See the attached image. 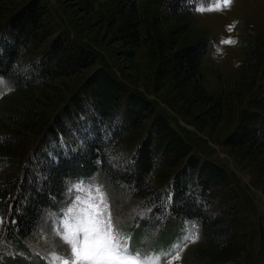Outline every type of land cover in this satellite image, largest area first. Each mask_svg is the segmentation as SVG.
Listing matches in <instances>:
<instances>
[{
	"label": "trees",
	"instance_id": "1",
	"mask_svg": "<svg viewBox=\"0 0 264 264\" xmlns=\"http://www.w3.org/2000/svg\"><path fill=\"white\" fill-rule=\"evenodd\" d=\"M157 4L158 14L149 15V7L138 8L136 0H117L118 18L111 20L113 38L126 58L132 59L133 50L144 45L155 92L161 91L160 101L170 108L182 107L188 115L193 110L221 122L222 111L233 104L227 119L230 128L220 144L245 157L259 155L264 164V47L247 43L236 75L218 91L208 90L199 66L210 42L194 28L195 4L187 0ZM43 15L37 0H27L0 26V78L20 95L11 110L7 105L0 108L4 111L0 112V204L7 211L4 239L26 250L25 241L39 229L45 212L55 210L64 199L68 184L98 175L149 208L151 219L142 222L150 229L166 222L179 228L184 221L195 222L200 242L190 249L187 264H240L253 236L245 241L236 215L240 205L232 202L236 196L227 201L226 169L202 156V149L185 132L179 134L157 101L126 88L103 66L94 68L69 96L70 105L64 104L59 115L37 128L39 140L24 156L21 175L11 172L22 144L16 142L20 132L10 130L19 129L32 108L33 83L87 69L96 59L91 47L58 33L38 57L28 56L34 42L51 35L41 24ZM133 131L138 136L132 149L116 157V139ZM161 164H176L164 188L150 180ZM256 231L258 244L264 247L263 229Z\"/></svg>",
	"mask_w": 264,
	"mask_h": 264
},
{
	"label": "rangeland",
	"instance_id": "2",
	"mask_svg": "<svg viewBox=\"0 0 264 264\" xmlns=\"http://www.w3.org/2000/svg\"><path fill=\"white\" fill-rule=\"evenodd\" d=\"M26 1L0 0V26H3L5 18L12 10ZM37 1L44 9L41 24L44 30L51 32V35L43 41L34 42L32 48L27 51L28 56L38 57L49 40L58 33L73 42L78 41L91 47L96 59L93 66L87 69L79 68L60 77L39 79L33 83L34 86L30 93L33 98L32 108L23 117L22 126L19 129L12 127L13 130H10L20 132L16 142L22 144L21 153L12 156L16 163L10 166L11 172L17 176L21 175L24 156L37 145L39 140L40 129L37 128L50 123L54 115H59L64 104L70 105L67 103L69 96L77 92L78 86L94 68L103 66L112 72L126 88L136 90L157 101L179 134L185 132L202 149L201 155H208V158L215 159L226 169L230 189L224 188L223 191L227 194V201H230L233 195L236 196V200H231L240 205L236 215L238 224H242V227H239L246 236L245 241L251 234L253 236L251 246L247 248L249 253L239 258L238 263L264 264V247L258 244L260 239L258 240L259 236L256 231L259 227L264 232V189L262 186L264 164L259 155L245 157L240 151L228 149L227 146L220 144V137L228 127L230 128L231 121L227 119L231 117L232 112L229 111L233 110L234 105L226 106L230 110L222 111L220 118L222 120L219 122V120L213 121L209 117L194 113L193 110L188 115L182 107L173 109L161 102L158 97L161 91L155 92L152 84L150 65L145 55L144 45L140 43L133 50V58L128 60L120 42L113 38L115 25H111V20L118 18L115 12L117 0ZM136 1L138 8L142 5L149 7V15H152L151 13L155 10L159 11L157 9L159 0ZM194 4L195 8L207 7L208 0H204L203 5L199 0ZM157 12L155 14H158ZM195 18V30L204 33L210 42L208 52L200 62L199 71L204 79L205 87L208 90L218 91L236 75L238 63L247 51V43L252 42L264 47V0H231V5L220 11L203 13L195 11ZM225 40H234L236 43L234 45L221 43ZM0 81H2L0 83V108L5 109L4 106L7 105L11 110L14 105H18L20 95L14 93L3 79L0 78ZM25 96L27 98L29 95ZM243 105L244 102L241 103V106ZM0 112L4 113L1 109ZM224 124L226 126H223ZM137 132L133 131L116 139L114 146L116 157L123 156L132 149L134 140L138 136ZM175 166L176 164L173 166L159 165L152 172L150 180L159 188L166 187L167 176ZM172 175L173 173L171 177ZM79 182L84 183L85 189L99 187L107 194L114 227L131 237L129 245L132 250L159 253L166 252L174 244L181 243L179 259L172 260L171 264H187L190 249L199 245L200 242L197 224L193 221H184L179 228L177 224L166 222L160 228L150 229L142 222L144 219V221H150L149 208L139 205L128 193L113 189L98 175L72 180L68 184L64 199L55 210L45 212L39 229L25 241L26 250L4 239L7 211L3 210L0 204V264H45L42 257L49 252L67 254V246L54 236L53 230L62 214H65L68 209L72 208L74 214L79 213V206L75 203L74 197L82 194L73 191L74 186ZM164 210H167L165 205ZM155 223L153 221L154 225ZM193 225H195L194 231L198 239L195 242L182 243L181 238L186 235V230L192 229ZM241 255L244 256V254ZM167 259L169 258H162L161 264H166Z\"/></svg>",
	"mask_w": 264,
	"mask_h": 264
},
{
	"label": "snow or ice",
	"instance_id": "3",
	"mask_svg": "<svg viewBox=\"0 0 264 264\" xmlns=\"http://www.w3.org/2000/svg\"><path fill=\"white\" fill-rule=\"evenodd\" d=\"M196 3L198 0H187ZM203 5L204 0H199ZM231 5V0H208V6H201L194 11H220ZM231 30V29H230ZM223 44L234 45L236 41L225 40ZM2 83V81H0ZM73 191L82 195L74 197L79 206V213L74 214L70 208L57 221L53 230L55 237L67 246L66 255L49 252L44 259L45 264H161L162 258H169L166 264L179 259L181 243L174 244L166 252H142L132 250L129 245L130 236L114 227L107 194L99 187L85 189L84 183L79 182ZM192 229L186 230L181 238L182 243L195 242L198 239Z\"/></svg>",
	"mask_w": 264,
	"mask_h": 264
}]
</instances>
